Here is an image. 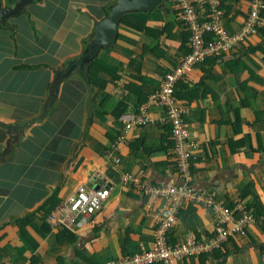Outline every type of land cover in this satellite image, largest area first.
I'll use <instances>...</instances> for the list:
<instances>
[{
	"label": "crops",
	"instance_id": "0c3cea01",
	"mask_svg": "<svg viewBox=\"0 0 264 264\" xmlns=\"http://www.w3.org/2000/svg\"><path fill=\"white\" fill-rule=\"evenodd\" d=\"M16 1L0 0V8ZM249 2L224 0L226 31L240 29ZM116 3L42 0L26 7L29 14L0 21V264H109L154 246V214L164 201H152L147 191L180 182L166 113L149 104L146 113L155 124L130 131L115 113L121 108L125 115L140 113L164 74L187 52L173 2L152 13L129 15L145 29L122 23L115 46L95 59L101 85H92L94 118L88 134L91 84L78 74L62 83L43 119L18 129L42 114L55 71L85 51L96 23ZM72 5L76 12L70 11ZM42 30L48 34L44 42ZM68 35L70 45L64 42ZM176 93L197 144L192 188L203 201L228 207L234 220L241 206L254 222L219 248L174 264H263L264 37H250L234 51L193 67L177 83ZM80 185L107 188L111 194L97 214L81 217L68 229L51 228L47 208L56 203L59 209ZM216 220L204 203H186L169 243L189 238L205 243L216 233ZM201 255L208 260L201 262Z\"/></svg>",
	"mask_w": 264,
	"mask_h": 264
},
{
	"label": "built area",
	"instance_id": "2783aa9c",
	"mask_svg": "<svg viewBox=\"0 0 264 264\" xmlns=\"http://www.w3.org/2000/svg\"><path fill=\"white\" fill-rule=\"evenodd\" d=\"M178 11V17L189 33V53L174 68L163 76L160 87L154 91L140 113L126 114L121 118L126 131L137 127H146L155 121L146 113L149 104L160 106L166 113L164 121L169 125L173 141V156L180 182L161 185L149 189L147 193L152 201L162 199L164 205L154 214L156 220V238L149 251L121 258L109 264H174L176 260L194 258L203 252L219 248L232 234L245 233V227L253 224L254 219L241 206H238L239 217L234 220L231 210L213 201H203L192 188L191 162L197 144L191 136L184 116L187 108L182 107L174 98L176 84L184 78L193 67L203 64L210 58L226 55L234 51L250 37L264 35V0H250L245 21L239 31L229 33L222 25L224 0H170ZM128 179L137 185L140 181L128 174ZM111 190L107 188L93 189L80 185L66 202L47 218L51 228H71L81 217H90L102 210ZM204 203L215 217L216 233L205 243L192 238L182 244H168L169 233L175 227L180 208L186 203ZM233 221L232 228L225 226ZM264 264V259H263Z\"/></svg>",
	"mask_w": 264,
	"mask_h": 264
},
{
	"label": "water",
	"instance_id": "95a60500",
	"mask_svg": "<svg viewBox=\"0 0 264 264\" xmlns=\"http://www.w3.org/2000/svg\"><path fill=\"white\" fill-rule=\"evenodd\" d=\"M42 0H17L13 5L0 8V21L5 24L12 17L20 16L30 4L41 2ZM168 0H117L113 5L106 18L96 23L91 41L87 44L84 52L73 60H70L62 70H56V82L52 84V89L42 114L22 125H18V129H24L30 124L43 119L48 109L52 107L58 99L62 83L71 76L78 74L83 80L90 83L89 71L95 59L99 57L104 50L112 49L117 43L123 20L131 14L135 13H152L164 8V4ZM88 98V120L85 126L84 134H88L93 118H94V87L90 85Z\"/></svg>",
	"mask_w": 264,
	"mask_h": 264
},
{
	"label": "trees",
	"instance_id": "16d2710c",
	"mask_svg": "<svg viewBox=\"0 0 264 264\" xmlns=\"http://www.w3.org/2000/svg\"><path fill=\"white\" fill-rule=\"evenodd\" d=\"M224 4V3H223ZM24 13L25 14H29L28 13V11H24ZM108 13V12H107ZM262 15H264V10L262 11ZM129 17V15L123 20V25H125V26H129V27H132V28H134V29H136V28H138V29H140L139 28V26L137 27V25L134 23V22H132V19L133 18H128ZM246 18V17H245ZM181 21V20H180ZM244 21H245V19H244ZM244 23V22H243ZM181 25H182V30L185 32V35H184V40H183V46L184 47H187V52L185 53V55H187L188 53H189V51H190V49H189V47H188V42L186 41V40H188V37H189V33H188V30H187V28H186V25L185 24H183L182 22H181ZM243 25V24H242ZM5 27L6 28H8L7 27V25H5ZM242 27V26H241ZM240 27V28H241ZM141 29H145L144 27L143 28H141ZM240 30V29H239ZM238 30V31H239ZM186 31H187V33H186ZM146 32H148V30L146 31ZM237 32V31H236ZM160 33H161V31H158V32H156L155 33V35L156 36H154L155 38H158V36L160 35ZM187 35H188V37H187ZM260 36H263L264 37V35H260ZM184 55V56H185ZM183 56V57H184ZM181 61V60H180ZM134 64H136V62L135 61H133V65ZM174 68V67H173ZM172 68V69H173ZM95 63L91 66V68H90V71H89V75H90V84L91 85H93V86H95V87H99L101 84L98 82V78H97V74H96V71H95ZM171 69V70H172ZM177 85V84H176ZM103 86H105L104 84H103ZM174 98H175V100L176 101H178L176 98H178V95H177V93H176V86H175V89H174ZM125 112H126V109L125 108H121V109H119L116 113H115V115H116V117H117V119H120V118H122L124 115H125ZM155 124V123H154ZM169 126V125H168ZM171 135V134H170ZM172 145H173V141H172ZM172 150H173V147H172ZM57 205H56V203H54V204H52L51 205V208H47V210H46V216H47V218H48V216L50 215V214H52L53 212H55L56 210H57V207H56ZM48 207V206H47ZM52 210H54V211H52ZM263 226H264V222H263ZM64 231H66V230H64ZM168 244H170L169 243V237H168ZM171 245V244H170ZM200 258H201V262H205L206 260H208L207 258H206V255H201V256H199ZM211 257H214V254H212L211 255Z\"/></svg>",
	"mask_w": 264,
	"mask_h": 264
},
{
	"label": "rangeland",
	"instance_id": "374dc122",
	"mask_svg": "<svg viewBox=\"0 0 264 264\" xmlns=\"http://www.w3.org/2000/svg\"><path fill=\"white\" fill-rule=\"evenodd\" d=\"M100 3H101V0H98ZM104 2H106V0H104ZM90 6V5H89ZM87 7V8H85V12H88V9L90 8V7ZM96 6H97V4H96ZM78 10V7L76 6V5H72V7H71V9H70V11H72V12H76ZM143 16H147V14H142ZM73 19V15L72 14H70V21ZM84 26V25H83ZM77 28H79L78 26H76ZM55 35H57L59 38H61V36L60 35H58V34H55ZM48 36V34H47V32L45 31V30H42L41 31V35H40V39L41 38H43V42L45 41V37H47ZM64 42L66 43V44H68V45H70V44H72V37L71 36H67L66 38H64Z\"/></svg>",
	"mask_w": 264,
	"mask_h": 264
}]
</instances>
